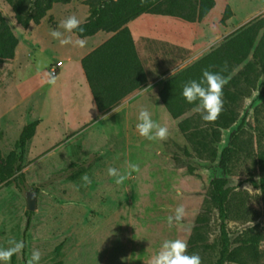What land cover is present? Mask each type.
I'll return each mask as SVG.
<instances>
[{
	"label": "rangeland",
	"instance_id": "rangeland-1",
	"mask_svg": "<svg viewBox=\"0 0 264 264\" xmlns=\"http://www.w3.org/2000/svg\"><path fill=\"white\" fill-rule=\"evenodd\" d=\"M226 8L231 14L221 24ZM0 11L13 33L19 36V28L3 0ZM262 16L264 0H215L208 18L198 26L200 34L208 36L197 54L190 50L196 44L197 32L189 31L188 39L183 26L189 24L179 19L171 21L181 28L164 25V18H159L148 23L143 32L148 50L160 54L182 53L183 61L190 62ZM61 57L57 49L49 46L35 49L29 56L21 51L20 65L0 62L3 160L14 149L22 128L38 122L34 136L25 147L23 169L0 183V248H7L12 239L25 243L23 251L8 264H27L33 250L41 252L39 264H148L163 241L179 238L188 243L197 217L204 212L207 247L188 250V254L198 253L202 264H213L218 254L219 220L209 201V185L218 174L217 162L208 156L197 158L177 127L179 121L193 117L191 128L195 126L211 133L212 125L191 110L177 120L166 113L156 121L169 129L164 141L141 137L136 130L137 117L131 119L127 132L124 124L116 127L111 121H103L96 128L85 126L79 133H67L62 122L65 111L60 109L51 116V103L48 100L38 103L41 94L46 96L47 86L59 84L65 66L55 84L46 82V74L49 65ZM250 59L251 56L232 75L241 71ZM25 63V69L17 77ZM45 82L46 88L37 90ZM61 92L65 94V85ZM62 102L65 101L55 106ZM236 114V124L219 130V141L212 144L221 150L245 116L239 133V151L231 162L228 177V235L231 248L240 254L238 264H264V185L259 184L264 172L258 164V155L264 152V138L260 136L264 132V95L259 93L258 81L239 98ZM53 123H57L58 129ZM127 163L138 164L140 170L117 184L107 170L112 167L123 173L127 171ZM188 166L192 167L191 171ZM85 175L91 183L84 181ZM27 191L36 195V209L30 212L28 226ZM179 204L184 205L186 215L170 228L167 217Z\"/></svg>",
	"mask_w": 264,
	"mask_h": 264
},
{
	"label": "trees",
	"instance_id": "trees-1",
	"mask_svg": "<svg viewBox=\"0 0 264 264\" xmlns=\"http://www.w3.org/2000/svg\"><path fill=\"white\" fill-rule=\"evenodd\" d=\"M11 9L15 23L22 29L31 24L39 25L47 13L56 4L65 5L70 0H3ZM88 8V18L81 26L83 33L75 30L78 38H87L98 32L112 33V36L81 60L88 86L91 90L97 110L108 113L131 93L145 88L147 79L140 60L137 56L131 34L127 24L143 14L167 16L177 18L183 22L194 24L202 22L215 6V0H85ZM228 8L224 10L221 24L230 17ZM18 38L0 11V62L13 60ZM251 59L243 69L232 75L233 71ZM227 62L228 71L222 73L228 78L223 89L224 107L219 118L209 123L211 133L191 128V119L179 121L178 130L192 145L197 158L208 156L215 160L217 175L209 185V201L217 211L219 220L218 254L213 264H238L240 254L231 248L228 235L227 221L229 219V188L228 177L230 165L239 151V133L245 121L229 135L227 144L217 150L212 146L219 141V130H227L236 124V104L244 96L248 88L259 82V93L264 95V16L255 20L236 35L223 41L219 46L212 48L206 55L186 67L164 82L159 99L167 114L174 120L181 118L193 110L194 104H189L182 97V86L189 80H199L202 70L218 72ZM247 87V88H246ZM201 118V117H200ZM38 122L24 126L20 132L14 149L2 159L0 152V183L7 181L20 173L23 169V155L27 142L34 136ZM193 129L192 131H190ZM264 138V132H260ZM178 149V148H177ZM184 156L189 154L180 149ZM260 170L264 172V152L258 155ZM189 171L192 167L188 166ZM256 184V183H255ZM264 185V176L260 179ZM30 212L27 213V226L30 222ZM207 223L205 212L200 214L188 240V250L195 251L207 247L204 226Z\"/></svg>",
	"mask_w": 264,
	"mask_h": 264
},
{
	"label": "crops",
	"instance_id": "crops-1",
	"mask_svg": "<svg viewBox=\"0 0 264 264\" xmlns=\"http://www.w3.org/2000/svg\"><path fill=\"white\" fill-rule=\"evenodd\" d=\"M84 1L85 0H70V2L65 5H54L39 25L31 24L27 29H22L16 24L20 34L16 36L18 38V45L15 49L13 60L8 61L9 64H13V66L16 64L20 65L18 62H21L19 58V53L21 51H24V53L29 56L35 49L44 50L45 47L51 46L61 53L62 57L60 61L63 63L62 67L65 66V70L60 74L59 84L48 87L45 82L43 85L39 86L37 90H41V88L44 86V88H46L47 86L48 90L46 96L42 97L41 94L39 96L40 98H38V103L47 102L46 100H48L51 103L49 108L51 116L60 112V109L65 111V117H63L62 122L63 126H65V132L67 133H79L85 126L96 128V126H101L103 121H111L116 127H120L124 124L126 125L127 132L131 124V119L137 117L141 107H147L152 113L153 120L158 122L159 119L164 118L167 113L160 99H156V97H159V92L164 82L206 55L212 48H208V50L197 55L192 61L184 62L182 53L179 55H173L171 52L160 54L156 51L148 50L146 46V44H148L147 37L143 32V28L147 27L148 23L154 22L155 20L159 21V18H164V25L170 24L173 28L176 26H180L179 28H181V25L171 21V19L177 18L143 14L129 22L127 28L131 34L137 56L145 72L147 84L145 88L135 91L124 98L118 106L108 112V118L103 120L101 117L104 115L97 110L81 67V60L91 51L106 42L112 36V33L98 32L91 37H87L86 46L83 48L72 44L62 46L59 40L53 39L50 35L51 30L58 29L59 22L70 15H76L77 18L81 20V24H84L89 16L87 6L83 4ZM208 15L204 20L208 18ZM202 22L194 24L187 23L189 24L188 26H183L188 34V39L189 31L193 30L197 32V41L193 49L189 48L187 41L188 49L193 50L196 54L203 48V43L207 40L205 37L208 36L205 33L200 34V27L198 26ZM150 25L152 26L153 23ZM59 30L63 31V29ZM65 35L69 34L66 33ZM70 35L73 40L78 38L74 33ZM151 43H154V41L152 40ZM25 66L26 63L18 70L17 77H20ZM63 85H65V94L61 92ZM59 101L65 102L60 103L59 106H55ZM52 126H54L55 129L59 127L57 123H53Z\"/></svg>",
	"mask_w": 264,
	"mask_h": 264
},
{
	"label": "clouds",
	"instance_id": "clouds-1",
	"mask_svg": "<svg viewBox=\"0 0 264 264\" xmlns=\"http://www.w3.org/2000/svg\"><path fill=\"white\" fill-rule=\"evenodd\" d=\"M143 2V0H142ZM81 20L76 15H70L59 22L58 29H53L50 35L53 39L59 40L62 46L72 44L74 46L83 48L86 46V38L72 39L70 35L75 30L83 33L85 29L81 26ZM59 29H63L60 31ZM69 35H65V34ZM174 71V70H173ZM228 71L227 62L220 68L218 72L210 71L208 68L202 70V75L199 80H189L182 86L181 95L189 104H194L193 111L199 113L202 121L206 123L215 122L223 111V89L228 83V78L222 73ZM47 83L55 84L56 74L48 72ZM159 99V97H156ZM108 117L104 115L101 119L106 120ZM136 130L139 135L148 140L164 141L169 136V129L157 123L152 118V113L147 107H141L137 115ZM127 171L121 172L116 168L109 167L107 172L109 176L116 178V183L120 184L131 176L132 172H138L139 165L127 163ZM86 183H91L89 177H83ZM179 196V191L177 192ZM186 215V209L183 204L175 207L172 215L167 217V223L171 228L174 223H180ZM7 248H0V262L8 264L11 258L19 254L25 248L23 241H16L15 239L8 241ZM41 259V252L33 250L27 264H39ZM148 264H202L201 257L198 253L188 254V244L183 239H169L163 241L159 251L153 255Z\"/></svg>",
	"mask_w": 264,
	"mask_h": 264
},
{
	"label": "water",
	"instance_id": "water-1",
	"mask_svg": "<svg viewBox=\"0 0 264 264\" xmlns=\"http://www.w3.org/2000/svg\"><path fill=\"white\" fill-rule=\"evenodd\" d=\"M26 199V210L28 212H33L36 209V195L32 191H27L25 193Z\"/></svg>",
	"mask_w": 264,
	"mask_h": 264
},
{
	"label": "built area",
	"instance_id": "built-area-1",
	"mask_svg": "<svg viewBox=\"0 0 264 264\" xmlns=\"http://www.w3.org/2000/svg\"><path fill=\"white\" fill-rule=\"evenodd\" d=\"M63 66V63L61 61H56L55 63H52L48 67V72H54L56 74V77L59 75V72Z\"/></svg>",
	"mask_w": 264,
	"mask_h": 264
}]
</instances>
